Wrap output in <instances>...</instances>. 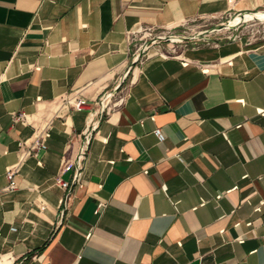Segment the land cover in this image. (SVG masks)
I'll use <instances>...</instances> for the list:
<instances>
[{"label": "crops", "instance_id": "0c3cea01", "mask_svg": "<svg viewBox=\"0 0 264 264\" xmlns=\"http://www.w3.org/2000/svg\"><path fill=\"white\" fill-rule=\"evenodd\" d=\"M261 10L264 0H0V264H264V44L143 43ZM83 148L64 207L56 180L72 184Z\"/></svg>", "mask_w": 264, "mask_h": 264}, {"label": "rangeland", "instance_id": "374dc122", "mask_svg": "<svg viewBox=\"0 0 264 264\" xmlns=\"http://www.w3.org/2000/svg\"><path fill=\"white\" fill-rule=\"evenodd\" d=\"M154 40L170 46L173 52L181 46L242 40L247 44H264V10L250 14L229 15L222 19H198L172 30L146 35L143 43Z\"/></svg>", "mask_w": 264, "mask_h": 264}, {"label": "built area", "instance_id": "2783aa9c", "mask_svg": "<svg viewBox=\"0 0 264 264\" xmlns=\"http://www.w3.org/2000/svg\"><path fill=\"white\" fill-rule=\"evenodd\" d=\"M63 104H64V106H69L70 108H72L75 111H83L85 106L87 105V101L84 98H71V97H68V98L63 100ZM109 104H110V99H109V95H107L102 100L101 110L103 109L104 112H106L108 107H109ZM22 119H24V116L16 117V120H22ZM154 134L159 139L160 142L165 140V136H164V134L162 133V131L160 129H156L154 131ZM49 136H50L49 132H46L44 135H41V136L37 137L35 142H34V147L29 151V153L31 154V153L36 152L37 150L46 149L47 146L45 144V139H47ZM86 154H87V148H83L80 151V153L77 156V158H76V161H75V174H74V177H73L72 184L64 181L61 177H58L57 180H56L57 184H59L63 189H65L67 191L66 198L62 202L64 207L67 204V201H68V199H69V197L71 195V192H72L74 186L79 184V182L81 180V174H82V171H83V162H84V159L86 157ZM16 174H17V170L15 168H13V167H8L7 168L6 177H7L8 181H9L8 188L10 190H15L18 187L17 186V182L15 180Z\"/></svg>", "mask_w": 264, "mask_h": 264}, {"label": "water", "instance_id": "95a60500", "mask_svg": "<svg viewBox=\"0 0 264 264\" xmlns=\"http://www.w3.org/2000/svg\"><path fill=\"white\" fill-rule=\"evenodd\" d=\"M110 98H111V94L109 95V99H110ZM101 111H102L101 113L103 114V113H104V110L102 109ZM89 137H90V135H89ZM89 137H88V138H89Z\"/></svg>", "mask_w": 264, "mask_h": 264}]
</instances>
